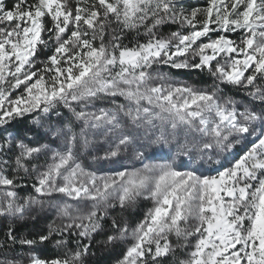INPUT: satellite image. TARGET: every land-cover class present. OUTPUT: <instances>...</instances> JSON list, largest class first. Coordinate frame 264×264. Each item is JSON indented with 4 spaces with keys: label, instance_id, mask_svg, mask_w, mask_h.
Masks as SVG:
<instances>
[{
    "label": "snow or ice",
    "instance_id": "snow-or-ice-1",
    "mask_svg": "<svg viewBox=\"0 0 264 264\" xmlns=\"http://www.w3.org/2000/svg\"><path fill=\"white\" fill-rule=\"evenodd\" d=\"M168 24L188 31L160 35ZM237 30L239 42L227 35ZM158 65L206 69L212 90L153 75ZM222 85L243 90L252 107L240 110ZM61 108L70 115L60 119ZM34 112L48 123H30L51 137L36 146L25 142L31 130L5 127ZM0 129V264H89L108 210L141 198L152 201L143 220L129 231L112 218L116 231L103 241L126 244L116 264H264V0H0ZM97 144L109 147L94 160L174 155L97 175L79 162ZM237 146L246 150L215 176L174 166L212 150L217 158L208 159L222 166L220 155L235 157ZM28 181L37 196L16 190ZM45 209L55 213L46 231L17 234V221ZM48 244L56 255H40Z\"/></svg>",
    "mask_w": 264,
    "mask_h": 264
},
{
    "label": "rangeland",
    "instance_id": "rangeland-1",
    "mask_svg": "<svg viewBox=\"0 0 264 264\" xmlns=\"http://www.w3.org/2000/svg\"><path fill=\"white\" fill-rule=\"evenodd\" d=\"M184 4L186 6H191V7H206L207 0H184ZM171 27L172 29L169 30ZM177 30H180L185 33L188 31L187 28L180 29L178 25L168 24L166 26L161 27V29L159 30V34L163 36H168L172 31H177ZM141 32H143V30H141ZM133 35L134 34H129L127 38L124 40V43L131 46L130 41H132ZM209 35L212 38H215L217 33L213 32V33H210ZM227 35L229 36V38L239 42L243 33L240 30H237L236 32H229L227 33ZM45 39H47V36H45ZM138 39L140 42H144L147 38L141 34L138 37ZM201 39L203 42H207V38H201ZM51 54H52L51 47L48 50L41 49L38 52V60L44 61ZM41 66H42L41 63L39 62L35 65L36 68H40ZM151 71L153 75H155L156 73H161V74L166 75L169 81L175 84H179V85L187 84L189 86H192V87H195L201 90L206 89L208 91H211L212 90L211 85L214 83V79L207 73L206 69L204 71L193 70V69H174L168 65H158V66H154L153 69H151ZM185 72H189V73L194 72L193 73L194 75H192L189 79L181 77ZM198 75L203 76V78H205L206 83H200V80L197 79L199 78ZM221 87L223 89V95L233 97L241 105L240 110H243L244 106L252 107V102L249 100V98L245 96V93L243 92V90H237V89H234L228 86H223V85ZM22 88L23 86H21V89L13 90L11 93V98L14 99L17 95H19L20 92L22 91ZM89 110H94V109H89ZM65 112L67 113L66 116L70 115L67 109H65ZM27 116L32 117L33 118L32 120L41 119L45 124L48 123V119L44 116L43 113L34 112ZM51 120L53 122L57 121V117L55 116V114L51 115ZM32 126L34 127V132H35V135H34L35 138H33V142H32L33 146H36L38 143L45 142L46 140H51V137H47V138L44 137L43 128H40L37 130L35 125L32 124ZM5 127L7 128V126ZM2 134H4L3 129H0V135ZM39 135H41L40 139H38ZM250 146H251L250 144L247 145V147H250ZM108 147H109V144L95 145L92 149L89 150L90 154L81 155L79 157V162H81L87 170L93 171L97 175H111L118 171H124V170L131 171L133 169H140L143 167L144 163H148V164L163 163L165 162V159L172 160L173 155H174V154L167 155L166 154L167 150H165V153L154 154V156H151V157L149 156V159H146L143 162H141V161L134 159L132 152L129 150L127 152H122L118 158H113L117 162H112V161L103 160V159L94 160L92 158L93 156H102L104 154V151ZM244 150H246V148H241L240 146H237L235 149V153H236L235 157L229 156L228 160H224V156L229 155V154L227 153L221 154L219 158L222 160V166L217 165L213 163L212 160L208 159V155H212L213 159L217 158L215 150H212L209 153H206L203 159H198L195 153L192 154V160H190L188 157H183V156L178 157L175 159L174 166L176 167L178 171H182V172L195 170L197 175L215 176L218 174V170H223V167L230 166V162L234 161L235 158H238L239 155H241ZM41 163H43V160L41 161ZM38 198L48 199L47 197H38ZM57 199H59V197H57ZM148 201H150L152 204L151 200H148ZM68 202L72 203V201H68ZM38 214H42V215L46 214V215L52 216L53 218L55 217L54 211H51L48 209H45L43 212H39ZM27 219L30 220L31 218H27ZM17 222H20V221H17ZM4 224H5L4 219L0 218V234H2V228L4 227ZM0 238H2V236H0ZM173 243H175L174 238H173Z\"/></svg>",
    "mask_w": 264,
    "mask_h": 264
},
{
    "label": "trees",
    "instance_id": "trees-1",
    "mask_svg": "<svg viewBox=\"0 0 264 264\" xmlns=\"http://www.w3.org/2000/svg\"><path fill=\"white\" fill-rule=\"evenodd\" d=\"M172 27L169 29L171 30ZM194 72H185L181 77L189 79ZM200 83H206L205 78L203 76L198 75ZM198 82V81H197ZM63 116H66V112L64 108H61ZM65 114V115H64ZM32 117L26 116L24 118H17L12 121L9 125H7V130L10 132H14L17 135H23L24 130H31L32 137H34V127L30 123L32 121ZM33 138L31 140H27L25 142L32 144ZM41 138V135L38 136V139ZM159 154V153H154ZM153 153H150L149 156H154ZM42 161V160H41ZM20 196L32 195L36 196L34 189L32 188V183L30 181L26 182L22 187L16 189ZM152 207L150 201L146 199H139L135 206L127 207L125 209H121L119 204L117 203L114 209L108 210V218L103 221L105 232L101 234H97L94 236V239L91 241V247L89 249L88 261L89 264H116V261L121 259L124 252L126 251V244L122 242H116L114 245H105L103 241L106 239L107 234L115 233V229L111 228L112 218H115L117 223L120 226H123L125 223L128 224L129 230L134 228L141 220H143L145 213L149 208ZM55 218V217H54ZM50 215L46 214H38L36 219H26L20 222H17L15 227L17 229L18 235L27 236L28 238H32L33 236L46 231L47 225L54 219ZM4 231V227L2 228V233ZM74 239V238H72ZM88 241H85L87 243ZM69 248L75 249V243H69ZM17 251H20L19 246H17ZM40 255L42 256H54L56 255V250L52 248L50 244L43 246L40 250Z\"/></svg>",
    "mask_w": 264,
    "mask_h": 264
}]
</instances>
